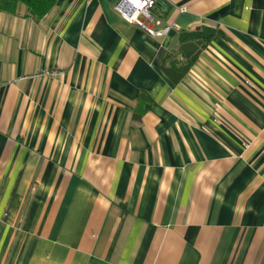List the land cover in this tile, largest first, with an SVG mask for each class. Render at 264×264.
<instances>
[{
    "label": "crops",
    "instance_id": "obj_1",
    "mask_svg": "<svg viewBox=\"0 0 264 264\" xmlns=\"http://www.w3.org/2000/svg\"><path fill=\"white\" fill-rule=\"evenodd\" d=\"M118 2L0 11V264H264V0Z\"/></svg>",
    "mask_w": 264,
    "mask_h": 264
},
{
    "label": "trees",
    "instance_id": "obj_2",
    "mask_svg": "<svg viewBox=\"0 0 264 264\" xmlns=\"http://www.w3.org/2000/svg\"><path fill=\"white\" fill-rule=\"evenodd\" d=\"M54 3L55 0H0V11L16 14L19 6L22 5L25 7L26 16L41 20L53 8ZM159 3V0H155L150 9V13L155 19L159 17L160 12L157 10ZM217 34L216 29L204 26L199 29L180 32L178 46L169 53L167 64H164L162 69L171 80L178 81L189 71L209 40ZM178 56L182 57L181 62L177 61Z\"/></svg>",
    "mask_w": 264,
    "mask_h": 264
},
{
    "label": "built area",
    "instance_id": "obj_3",
    "mask_svg": "<svg viewBox=\"0 0 264 264\" xmlns=\"http://www.w3.org/2000/svg\"><path fill=\"white\" fill-rule=\"evenodd\" d=\"M154 3L155 0H119L115 8L126 16L130 22L144 28L148 34L162 36L167 33L169 28L155 30L152 27V24L157 22L150 13Z\"/></svg>",
    "mask_w": 264,
    "mask_h": 264
}]
</instances>
